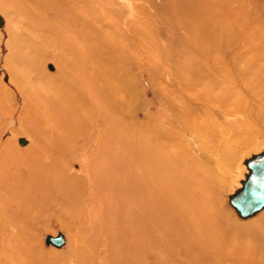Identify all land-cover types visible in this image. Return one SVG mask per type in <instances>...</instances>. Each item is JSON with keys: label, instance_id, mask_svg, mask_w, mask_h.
<instances>
[{"label": "rangeland", "instance_id": "rangeland-1", "mask_svg": "<svg viewBox=\"0 0 264 264\" xmlns=\"http://www.w3.org/2000/svg\"><path fill=\"white\" fill-rule=\"evenodd\" d=\"M73 7L69 14L63 0H0V264H71L75 255L66 251L82 237L79 227L63 224L71 216L77 217L73 225L83 223L87 208L98 218L94 261L111 264L115 255L107 241L115 221L109 218L117 205L106 201L112 200L115 179L127 182L125 172H117L118 161L131 159L134 143L125 134L115 141L98 118L116 111L119 124L135 122L162 136L166 126L153 123L167 109L165 101L169 110L171 103L196 112L174 125L175 134L167 131L163 159L172 175L185 174L195 162H215L214 151L227 143L238 149L234 187L222 195L221 183L201 181L208 191L204 198H215L208 209L216 223L211 243H181V250L166 242L147 251L143 237L127 233L123 238L132 248L119 247L120 260L264 264V0H73ZM68 20L82 26L65 27ZM78 30L83 41L73 35ZM8 38L28 44L34 38L36 46L51 41V47H5ZM163 64L172 69L167 87L151 76ZM46 85L62 88L70 99L60 105L52 93L35 89ZM251 128L260 134L246 135ZM140 159L154 179L159 171L151 170L160 158L147 153ZM256 188L262 193L255 203ZM54 239L62 244L53 245Z\"/></svg>", "mask_w": 264, "mask_h": 264}, {"label": "bare ground", "instance_id": "bare-ground-1", "mask_svg": "<svg viewBox=\"0 0 264 264\" xmlns=\"http://www.w3.org/2000/svg\"><path fill=\"white\" fill-rule=\"evenodd\" d=\"M63 2L65 3L66 8L68 9V10L66 9L65 12L70 14L71 10H73L74 8L73 0H63ZM75 23L76 24L68 20V22L65 23L64 26L73 27L74 25H76L75 29H78L79 27L82 26V25L80 26L79 23H77V21ZM49 25H51L50 22L46 21L43 27L47 29ZM4 31H5V34L9 36L8 26L7 28L6 27L4 28ZM73 35L78 40H81V41L84 40V36L82 35L81 30L76 31ZM71 38H73V36H71ZM32 40L33 41H31V43L28 44L25 40L20 39V41L14 42L10 40V38H8L4 46L13 47V48L14 47H51V41L50 42L46 41V42H43L42 45L36 46V43L34 42V38H32ZM179 44L181 43L179 42ZM174 49L172 50V52L174 51ZM184 51H181V52H184ZM186 51L189 52V50L187 49ZM190 55H191V52H190ZM17 58H23V55L18 54ZM170 68L171 67L168 64L159 65L156 67V71H154L151 74V76L156 77L160 81L161 84L165 83V87H167L168 84H167V78H166L167 74L166 73L172 70ZM19 76L21 77L22 75H19ZM207 77H208L207 79H209V76ZM48 79L53 84V79L51 77H48ZM210 80H213V79L211 78ZM214 81H215V78H214ZM173 88L175 89V87ZM35 89H37V92H40V93L43 92L42 95H49L50 93H52V95L54 96V101H59L60 105L61 103H63L61 100H64L66 102V99H70V97L67 98L68 97L67 92H63L62 88H60V90L62 89L61 92H59L60 90L55 91L54 85H52V87H49L48 85H46L45 87H38ZM185 90L186 88L184 89V91ZM57 91L59 92L58 94H57ZM94 93L95 92L93 91L90 93V95ZM99 94L101 97L102 105L104 107H108L109 102L106 100L104 93L102 91L101 92L99 91ZM201 100H204V99H201ZM37 101L35 105L37 107L42 106V104H37ZM165 105L167 109L163 110L162 114L160 113L157 114L156 116L157 121L156 123H153L154 125H158L160 127L161 125H165L167 128L166 130H164V133L162 134V136L160 135L158 137H155L157 136L155 135L157 133L156 131L154 130L148 131L147 129H142L141 125H139L138 123L131 122L128 125L119 124L123 122L121 121V118L116 111H111V115H109L110 113L108 114L106 112L107 113L106 115L103 114L98 118L102 126H104L105 128L107 127V129H110L108 130L110 131V133H115L116 135L114 136L115 141L125 139V137L122 138L123 135L125 134L126 136H128L127 139L131 140V142L134 143L131 159L129 160L128 159L129 157H125L126 160L118 161V166H121V167H117V172H120V171L125 172L126 174L125 177L127 179V182H122L119 179H115L114 182L111 184V187L113 188V192L109 194L112 200L106 201L107 204L112 203V204L117 205V209L114 210L111 218H109L115 221L114 225L112 226L110 238L107 241L109 249L114 251L112 253L113 255H115L113 256L114 260L111 264H131V261L133 260L132 258L134 257L129 256L123 260H120L121 257L118 255V252H117L118 248L121 247L122 245L127 246V247L131 246V241L130 240L126 241L124 240L125 238H123V236L127 235V233L133 239L143 237L144 238L143 242H145L144 249H146L147 251H151L152 249L158 248V245L160 246V249H161L163 244H165L166 242H172L173 245L174 243H176V247H174L175 249H181L179 247L181 243L182 244L192 243L195 246L201 242L211 243L213 241V238H212L213 233H216L215 232L216 223H214L215 222L214 216L211 215L210 210L208 211V209H210L211 206L213 205L215 198L207 199V200L204 198V195L208 191H206L201 181L205 182L210 179L211 182L214 181V182L221 183L222 184L221 190L222 188L224 190L222 195L224 194L227 195L233 190L234 183H235V180L232 177V171L234 169L233 160L238 155V151H237L238 149L236 150L232 149L227 143L221 146H218V149L214 151L213 155H216V157H219V159L216 160L215 162L213 160V162L211 161V163L209 162V164L205 163V165H203L202 163L197 164V162H195L196 165H194L195 163L193 164V169L188 172H185V174H177L174 176L172 175V171L174 170L172 168V165L171 167H169V163L165 159H163L167 154L166 148L164 149V147H166V144L164 141L165 139L171 137L169 134L171 132H167V131L170 130L172 131L173 134H175L176 132L174 129L175 128L174 125L180 121H185L184 120L185 118L188 119V117L196 114V112L194 108L193 109L180 108L176 105L174 106L171 103H170L171 105V109H170L171 111H170L169 102L165 101ZM64 107L60 109L62 112L67 113L68 111H66ZM205 111L208 112L207 109H205ZM194 120L196 119L194 118ZM188 121H186L185 123H187ZM112 128L116 130H113ZM259 132L260 131H258V129L251 128L247 131L246 135L249 134L250 136H253V135L258 136L260 134ZM107 133L108 132L103 128L102 135L101 137H99V140L103 138V141H104L105 138L107 137ZM153 133L155 136L153 135ZM150 142H153L154 144H151ZM249 142L250 140L248 139L246 140L240 139L237 143L250 144ZM138 147L141 149L139 150ZM177 148L179 150V147ZM180 151L182 152L183 155L186 154L183 147L182 148L180 147ZM141 153L143 155H141ZM147 153H152V154L155 153L160 158L155 163L157 168L156 169L152 168L151 170L152 171L151 173H154L155 171L156 172L159 171L157 176L154 179L151 178V175L149 173L150 166L146 165L145 167V162L141 161L140 159L141 157L146 156ZM185 159H186V156H185ZM93 162L95 161H92L91 163ZM238 163L239 161L236 163V166ZM119 168H121V170H118ZM108 169H109L108 167H105L106 171ZM237 170L238 169L236 168V171ZM125 191H128L129 193L124 195L123 192ZM261 191L262 189L259 190L258 192V188H256L255 196L253 197L254 199H252L254 200V202L257 201V199L261 198V193H262ZM88 195H90L91 197V194H88ZM162 196L167 197V200H165V202H162L161 200ZM71 198H73V196ZM222 201H223V198H222ZM125 204H128L127 205L128 207L127 206L125 207ZM120 213H123L124 217H122V214H121V218H120L118 216V214ZM225 213L228 218H233V212L231 209L226 208ZM219 218H220V215H219ZM76 219H77L76 216H71L69 220L65 224H63V225H66L68 223L66 226L67 227L69 226L71 228L79 227L78 228L80 230L79 233H80V236L82 237L81 240L75 241V244H76L75 248L72 247L66 251L67 255L68 254L75 255V259L72 261L71 264H98V262L94 261L95 255L91 250L92 243H94L98 238V234L95 235L94 233V231L97 229L95 222L98 219L96 217V210H94L93 208H87L86 216H85L83 223L76 224L77 226L73 225L74 224L73 222ZM218 228H219V225H218ZM203 230L204 231L206 230L205 233ZM216 238H217V235L214 234V240H217ZM133 250L136 254H138L139 252L138 248L135 249L133 246Z\"/></svg>", "mask_w": 264, "mask_h": 264}, {"label": "water", "instance_id": "water-1", "mask_svg": "<svg viewBox=\"0 0 264 264\" xmlns=\"http://www.w3.org/2000/svg\"><path fill=\"white\" fill-rule=\"evenodd\" d=\"M52 243H53V245H55V246H60V245L62 244V242H61L60 239H54V240L52 241Z\"/></svg>", "mask_w": 264, "mask_h": 264}]
</instances>
